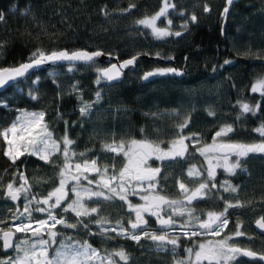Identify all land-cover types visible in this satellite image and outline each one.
<instances>
[{"label":"trees","instance_id":"16d2710c","mask_svg":"<svg viewBox=\"0 0 264 264\" xmlns=\"http://www.w3.org/2000/svg\"><path fill=\"white\" fill-rule=\"evenodd\" d=\"M169 3L175 7L169 8L167 17L158 20L157 26L168 27L170 19L169 31L173 34L157 39L150 28L137 21L155 15L162 0H0V14L4 16L0 21V69L31 61L37 50L101 51L118 60L145 54L174 59L176 67L187 69L181 80L167 77L145 83V72L171 65L142 60L120 84L109 86L100 76L103 66L98 63L61 66L33 73L10 87L0 94V132L9 129L22 112H44L48 130L60 142V151L48 162L22 155L13 163L3 154L7 143L0 136V185L12 183L18 187L23 174L31 199L46 198L59 184L65 135L73 141L69 146L70 152L76 154L73 163L95 159L98 168H108L109 175L123 167L124 158L106 152L105 145L114 142L127 145L135 139L150 141L166 150L180 136H191L198 143L188 144L184 157L151 165L161 169L157 176L161 195L175 200L179 183L193 188L207 182L209 189L203 196L192 204L184 199L185 207L194 209V216L203 220L210 211L223 212L225 202L234 205L239 202L241 206L228 209L226 217L230 223L225 234L236 231L239 224L244 235L236 238L238 247L264 254V236L253 229L254 222L264 217V156L250 154L241 159L233 176L226 178L218 172L215 180L209 181L203 161L196 154L199 147L211 144L215 133L226 125H231L233 131L222 137L225 141L242 144L262 141L254 129L264 124V95L252 93L251 87L264 78V0L234 4L223 29L225 0H169ZM130 5L135 7L126 11ZM205 6L210 10L205 12ZM193 15L195 22L191 20ZM176 32L181 35L176 36ZM98 92L100 105L81 115L80 108L84 103H92ZM33 95L36 99H32ZM243 103L253 108L259 104L260 109L255 115L251 112L243 115L240 107ZM185 121L187 127L180 132L179 126ZM193 167L202 173L196 184L188 182V170ZM226 180L236 192L223 190L221 185ZM212 183L216 188L211 187ZM0 206L8 207L10 219L15 206L4 194L0 195ZM112 206L113 212L118 209L117 214L126 213L116 201ZM146 229L160 234L159 225L151 218ZM86 241L103 252L105 247L96 238ZM122 242L119 248L127 254V264H174L177 258L171 252L178 248L166 246V250H158L150 238L142 237L138 243ZM11 250L0 248V260L10 255ZM235 264L261 263L238 257Z\"/></svg>","mask_w":264,"mask_h":264},{"label":"snow or ice","instance_id":"6c2138e0","mask_svg":"<svg viewBox=\"0 0 264 264\" xmlns=\"http://www.w3.org/2000/svg\"><path fill=\"white\" fill-rule=\"evenodd\" d=\"M233 0H227V4L231 5ZM135 5H130L129 9L134 8ZM174 4H170L169 0H162V7L159 11L149 17L140 19L137 24L150 28L152 34L157 39H163L169 35H172L169 31V27L172 24L170 19L167 20V26L160 28L157 26V21L162 17L166 18L169 8H174ZM210 9L205 6L204 11L207 12ZM228 7L224 8V14H227ZM4 19V16L0 14V21ZM193 22L196 21V16L191 17ZM187 27V25H185ZM176 36L181 35L180 32L175 33ZM103 55L100 51L89 53L85 50H77L69 52L67 50L52 51L51 53H45L37 50L33 53L31 61L24 63L15 68L0 69V88L8 86L11 82L16 81L18 78L26 76L29 71L35 67H39L45 62L52 61H71L81 62L85 64H91L95 61L96 57ZM136 57L124 61L123 63L116 65L113 64L111 68L100 69L101 78H107L111 81L116 79L121 71L127 68L129 65L135 63ZM230 63L225 61V64ZM72 71V68H69ZM168 73L180 75L181 73L174 68L158 69L156 71L148 72L144 74V79H148L154 75H165ZM99 83V79L97 80ZM252 92H260L264 95V79L258 80L252 86ZM31 95V93H30ZM99 92L97 98L99 99ZM32 99H36L33 95ZM243 113L251 112L256 114L260 109V105L257 104L254 108L250 107L247 103L240 105ZM90 104H84L80 108L81 115H87ZM213 115V113H209ZM44 112L39 113H22L21 117L17 118V122H14L9 129L0 132V136H3L7 143V148L4 151V155L8 157L13 163L20 156L24 154L28 148H31V155H38L41 160L48 162L49 157L56 152L60 151V142L53 139L52 133L48 130L47 124L44 122ZM187 127V121L179 126L180 132ZM233 128L231 125L221 127L214 135L213 142L202 148H198L197 151L201 156H204L207 161V178L209 181L215 180L216 168L222 167L230 175L235 174V170L240 167L241 158L247 157L249 154L261 153L264 154V140L257 144H242V143H217V138L226 137L228 133H231ZM259 133L261 137H264V124L254 129ZM9 133L12 134L13 139H9ZM192 140L193 137L180 136L177 140L173 141L167 151L160 148L147 140H131V142L125 145L123 142L120 144L105 145L106 152H112L116 155H122L125 158L123 167L118 172H113L109 175V170L105 167L103 170L97 167V160L91 161L85 159L82 163H73L72 159L76 155L74 152H70V145L73 143L67 135L63 137V166L59 172V185L48 193V196L43 200H28V204L24 208V212L27 213V222H21L14 225L16 233H32L33 239L31 241L25 239L18 243H14V233L12 231H2L0 235V241L5 250L13 248L17 255L15 257H9L6 260H0V264H117V261L113 257H119L120 261L124 264L128 262L127 254L121 249L103 256L100 252L93 248L87 241L81 243L80 241H74L71 237H66L59 241L58 247L55 248L54 255H50V249L57 244L58 232L55 231L57 225H62L66 228H77L78 225H82L84 228H88V224L84 223L83 218L90 217L92 214H98L96 207L89 208L87 201H99L101 199L105 201H111L119 199L127 204L130 213L135 214V219L129 220V228H125L124 225L117 221L116 227L106 228L104 227L103 219L96 221L97 226L100 229V234L107 232H115L117 236H124L130 238L137 243L142 237L150 238L155 244H157L158 250H166V245H172L173 250L179 246L178 238H169V229H172L176 221L173 217L187 215L190 219L186 224H181L182 228H188L192 221L195 220V225L199 231L191 230L184 231L183 235L191 239L198 235H212L219 237L222 231L228 225L229 221L226 218V214L229 208L241 206L239 202L237 204H231L225 202L224 211L220 213L208 212L207 219L201 220L200 217L194 216V209L186 208L182 200L168 199L159 194L157 188L159 175L161 169L159 167L153 168L150 166L149 161L152 159L164 161L174 160L177 157H184L187 145L185 140ZM198 143V141H196ZM83 155V154H81ZM236 157L234 163H230L231 157ZM215 161V163H214ZM91 173H96L99 179H90ZM202 173L196 170L195 167L189 168V177H200ZM22 180L27 183L26 178L21 175ZM82 181H86L85 185ZM95 184L93 189L91 186ZM70 185V187H69ZM216 184L212 183L211 187L216 188ZM223 190L228 192H236L237 189L228 184L227 180L224 182ZM181 195L186 196L188 204H191L193 200L201 198L205 193V190L209 189L207 182L199 183V187L187 195L188 189L184 183H179ZM27 189L21 185L19 188L13 189V184L7 185V196L16 201L19 198L21 192H26ZM69 192L73 194L74 198L69 197ZM129 195L139 196L143 203L132 204L129 201ZM27 199V196H25ZM223 199V198H221ZM35 202V209H31V205ZM31 209V210H30ZM60 209L63 214L73 213L76 222L69 223L64 216L57 217L55 210ZM171 210L167 214V218L164 217V213L167 210ZM39 213H46V219L32 220V211ZM145 214L150 217H155L159 223V233L156 231L149 232L144 229V226L148 224V220L145 219ZM19 219V217H17ZM256 226L259 229L264 230V217H261L256 222ZM240 225L237 224V231L234 236L239 237L244 235L239 231ZM137 230H140V234H137ZM47 235V239L44 236ZM233 240V236H224V238L208 241L206 243H200L195 249L188 248L187 258L179 261L178 264H235L238 257H249L252 259H259L264 261V254L258 255L251 250L242 249L235 246L230 241Z\"/></svg>","mask_w":264,"mask_h":264},{"label":"rangeland","instance_id":"374dc122","mask_svg":"<svg viewBox=\"0 0 264 264\" xmlns=\"http://www.w3.org/2000/svg\"><path fill=\"white\" fill-rule=\"evenodd\" d=\"M251 89H252V87H251ZM255 94L262 95L260 92H256ZM101 101L102 100H100V96H99V99H98L97 98V95H96L94 97L93 102L92 103H88V104H90L91 107L92 106L94 107V105L95 106H99ZM22 113H24V112H22ZM22 113H20L18 117H21ZM244 114H246V113H243V115ZM15 122H17V119H16ZM44 122L47 124V127H49V124L46 122V117L45 116H44ZM49 131L51 133H53L51 130H49ZM52 137H53V134H52ZM188 137H191V136H188ZM9 139H13V136H12L11 133H9ZM261 139L264 140V137H261ZM195 142H196L195 138L192 139V140L186 139L185 140V145H187V148H188L189 147L188 144H190V146H194V145H196ZM217 143H232V142L225 141L223 138H217ZM208 145H210V144H208ZM202 147H205V146H201L199 148H202ZM167 150L168 149H166L165 151H167ZM30 152H31V148L29 147L28 150L25 151L23 155H25V156L31 155ZM196 154L201 157V159L203 161V167H204L205 172H206V169H207V161H206L205 157L204 156H201L197 150H196ZM255 154H259V155H263L264 156V154H261V153H255ZM53 155H51V156H53ZM32 156H35V157L39 158L38 155H32ZM244 158H246V157H244ZM241 159H243V158H241ZM235 160H236V157H234V156L231 157L230 158V163H234ZM42 161L45 162L44 160H42ZM156 161H159V160H155V159L150 160L149 161L150 166L153 163H155ZM125 162L126 161H125V158H124V163ZM214 163H215V161H214ZM237 170H238V168L235 170V173L237 172ZM215 171H216L215 177L217 176L218 172H221L223 174V176H225L226 178L233 176V175H230L229 173H227L224 170V168H222V167H217ZM206 174H207V172H206ZM89 178L90 179H94V180L95 179H99V177L97 176L96 173H91L90 176H89ZM199 178L200 177H195V176L188 177V182H190L192 184H196V181ZM21 181H22V184L21 185H23V187L25 189H27V187H28L27 186V183H25V181L22 180V179H21ZM82 182H84L85 185L87 184L86 181H82ZM8 184L9 183H6L5 185H0V195L1 194L2 195L4 194L5 190L7 189V185ZM21 185L18 186V187L13 186V189L19 188V187H21ZM69 187H70V185H69ZM91 187L93 189H95L96 185L93 184ZM198 187H199V183L197 185H195L193 188H189V187L186 186V188L188 189L187 195H190L191 192L194 191ZM159 194L160 195L162 194L161 190H159ZM19 195H20V201L15 206L14 210H12V212L10 214V219L7 218V216L9 217V214H8V212L6 210L8 207L7 208H1V206H0V225H1L0 226V230H2V231H4V230L13 231L17 235V240H16L15 243H18V242H20L22 240H25V239H27L29 241H31L33 239V236H32V233L31 232H29V233H16L15 232V229H14V225L15 224H19L21 222H27V213L24 212V208L28 204V200H32L31 197H30V194H29L28 189H27L26 192H21ZM25 196H27V199H25ZM69 197L70 198H74L73 197V194L71 192H69ZM128 199H129V201H132L133 202L132 204H134V205L135 204L143 203V201L140 200V198H139L138 195L137 196L129 195ZM174 199L175 200H184V199H187L186 196L181 195V190L179 188V185L177 187V194L175 195V198ZM114 201H116V205H123L126 213H122V212L119 211V214H117L118 209H115L114 212H113V206L112 205H114ZM87 206L89 208L96 207L98 209V214H92L90 217L83 218L84 223H87L88 224V228L86 229L82 225H78L77 228L72 229V228L63 227L62 225H57L56 226V229H55V231L58 232L57 244L54 245L52 249H50V255H54L55 248L58 247L60 240L66 238V237H71V236H74L76 238L83 239V241L81 243H83L84 241H86L88 238H91V237L96 238L97 240H99V243L103 247H105V248H103V252H101V251L98 250L100 252V254L103 255V256H107L110 253H113V252H116V251H120L121 250L120 248L122 247V245L124 243V242H122L123 240L134 241V240H132L130 238H125L122 235L121 236H117L115 232H107V233H104V234H100V229H99V227L96 224V221L98 219H103V221L105 222L104 223V227L110 228V227H116L117 221H119V222H121L124 225L125 228H127L128 225H129L128 224V221L129 220H133L134 221L135 214L129 212L128 206H127V204L125 202L120 201L118 198L117 199H114V200H111V201H105L103 199H101L99 201H95V199H94L93 201H87ZM35 207H36V204H35V202H33V204L31 205V209H35ZM103 207H107V210H105ZM170 211L171 210L169 209V210H167L163 214L165 218H167V214ZM112 212H113L114 215L112 214ZM216 213H220V212H216ZM206 214H204V216H205L204 219H207V215ZM55 215L58 218L63 215L64 218L69 223H75L76 222L73 213H68V214L65 215V214H63L61 212L60 209H58V210L55 211ZM17 217H19V219H17ZM46 218H47L46 213H39V212H36L34 210L32 211V220L33 221L39 220V219H46ZM150 218L155 221V224L156 225H159V223L157 222V220H156L155 217H150ZM173 218L176 221V223H175V225L173 226L172 229H169V232H170V237L169 238H178V244H179V246L177 247L178 249H176L175 252H171V254L173 256H175V257L177 256L174 264H178L179 261L185 260L187 258V255L188 254L185 251L186 249H188V248H194L195 249L200 243H206L208 241L219 240V239L224 238V236H233V240H231L230 243H233L235 246L238 247V245H237V243L235 241L237 237L234 236V234H235V232L237 230L234 231V232H230L229 235L225 234V231L228 230V225H229L230 222L228 223V225L226 226V228H224V230L221 233V236H219V237L205 234V235H198V236H195V237H192L191 239H189L188 237H185L183 235V232L184 231H191V230L199 231V229L195 227V225H196L197 222L195 220H193L192 223H191V225L188 228H182L180 225L181 224H186L190 218L187 215H185V216H175ZM6 223H8V224H6ZM145 230H147V229L145 228ZM2 231H0V235H1ZM138 234H140V232ZM44 238L47 239L48 238L47 235H45ZM134 242H136V241H134ZM106 248H112L113 250H107ZM9 254L10 255L2 256L1 257L2 259L1 260H6L9 257H15L17 255V253L15 252V250L13 248H12V250H11V252ZM179 255H184V256L180 257ZM115 259H119V257H115ZM204 264H207V261H205Z\"/></svg>","mask_w":264,"mask_h":264},{"label":"water","instance_id":"95a60500","mask_svg":"<svg viewBox=\"0 0 264 264\" xmlns=\"http://www.w3.org/2000/svg\"><path fill=\"white\" fill-rule=\"evenodd\" d=\"M242 0H233L232 4L229 5L227 4V0H225V7H228V12L227 14H224V9L222 10V17H223V22H222V29L225 27V24H226V20H227V17H228V14H229V11L231 9V7L234 5V4H237L239 2H241ZM224 7V8H225ZM77 51V50H76ZM86 51V50H85ZM89 53H91L90 51H88ZM95 52V51H94ZM101 52V51H100ZM103 53V52H102ZM133 57H136V60H135V63L133 65H129L127 68L123 69L120 73V75L114 79V80H107V78H102L105 83L109 86H112V85H117V84H120L125 76L128 74V73H131V72H134L136 70V67L137 65L142 61V60H148V61H153V62H159L161 64H168V65H171V68H174L176 70H178V72H180L181 74L180 75H176V74H172V73H168V74H165V75H154V76H151L149 77L148 79H144L143 78V81L145 83H149V82H152L154 80H159V79H162V78H167V77H170L172 79H176V80H181L185 77L186 75V68L185 66L183 68H178L175 66V63H174V60L173 59H163V58H159V57H154V56H147L145 54H139V55H135V56H132V57H129L127 59H124V60H118V58L116 56H112V55H108V54H104L101 55L100 57H96L95 58V61L93 63H98L100 65L103 66L102 69H107V68H111V66L113 64H116V65H119L121 63H123L124 61L126 60H129ZM30 61L28 62H25V63H29ZM91 63V64H93ZM24 64V63H22ZM91 64H85V63H81V62H71V61H56V62H52V61H48V62H45L44 64L40 65L39 67H35L33 69H31L29 71V73L24 76V77H21V78H18L16 81H13L11 82L8 86L6 87H3V88H0V94L1 93H4L7 89H9L10 87L22 82L24 79H26L28 76H30L31 74L33 73H37L39 71H42V70H46V69H51V68H57V67H61V66H87V65H91ZM21 65V64H20ZM19 66V65H18ZM16 66V67H18ZM15 68V67H13ZM5 69V68H3ZM152 72V71H150ZM145 73H148V72H145ZM144 73V74H145ZM100 76H101V72H100ZM144 77V75H143ZM4 198L9 200V202L11 203V205L13 206H16L19 201H20V195H19V198L18 200L16 201H13L11 200L8 196H7V189L5 190L4 192ZM129 228V225L128 227ZM147 228V225L144 226V229ZM253 229L256 231L257 234L259 235H262L264 236V230L262 229H259L257 226H256V223L254 222L253 224ZM13 232V231H12ZM140 230H137V233H139ZM14 233V232H13ZM16 240V234L14 233V242ZM151 243L155 244L152 240H151ZM157 245V244H156ZM167 247H170V248H173L172 245H166ZM177 248V247H176ZM11 248L7 249L10 250ZM258 254V253H257ZM260 255V254H258ZM243 259L247 260V261H256V262H260L261 264H264V261H260L258 258L257 259H252V258H249V257H243L241 256Z\"/></svg>","mask_w":264,"mask_h":264},{"label":"flooded vegetation","instance_id":"af4514ba","mask_svg":"<svg viewBox=\"0 0 264 264\" xmlns=\"http://www.w3.org/2000/svg\"><path fill=\"white\" fill-rule=\"evenodd\" d=\"M182 201H183V200H182ZM184 201H187V199H185ZM195 201H196V200H193L192 203L195 202ZM192 203H191V204H192ZM149 218H150V216H148L147 214H145V219L148 220ZM134 219H135V217H134ZM4 231H5V230H4ZM6 231H7V230H6ZM1 235H2V233H1ZM16 237H17V235H16ZM0 246H1V248H3V246H2V241H0ZM3 249H4V248H3Z\"/></svg>","mask_w":264,"mask_h":264},{"label":"bare ground","instance_id":"6f19581e","mask_svg":"<svg viewBox=\"0 0 264 264\" xmlns=\"http://www.w3.org/2000/svg\"><path fill=\"white\" fill-rule=\"evenodd\" d=\"M173 60H174V59H173ZM152 62H153V61H152ZM174 63H175V62H174ZM175 66H176V65H175ZM183 67H184V66H183ZM183 67H182V68H183ZM169 68H171V67H169ZM185 68H186V67H185ZM46 70H47V69H46ZM186 72H187V69H186ZM16 240H17V237H16ZM16 240H15V242H16ZM15 242H14V243H15ZM11 249H12V248H11ZM11 249H10V250H11ZM4 250H5V249H4ZM6 251H7V250H6ZM8 251H9V250H8Z\"/></svg>","mask_w":264,"mask_h":264}]
</instances>
